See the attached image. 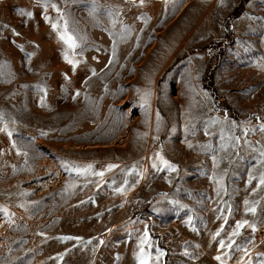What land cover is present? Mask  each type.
Returning a JSON list of instances; mask_svg holds the SVG:
<instances>
[{"label": "rangeland", "instance_id": "rangeland-1", "mask_svg": "<svg viewBox=\"0 0 264 264\" xmlns=\"http://www.w3.org/2000/svg\"><path fill=\"white\" fill-rule=\"evenodd\" d=\"M0 114V264L264 258V0H0Z\"/></svg>", "mask_w": 264, "mask_h": 264}, {"label": "snow or ice", "instance_id": "snow-or-ice-1", "mask_svg": "<svg viewBox=\"0 0 264 264\" xmlns=\"http://www.w3.org/2000/svg\"><path fill=\"white\" fill-rule=\"evenodd\" d=\"M141 3H143V0H141ZM53 7H55V5H53ZM57 11H59L58 8H57ZM27 15H31V13H27ZM45 18L48 19V17H45ZM52 27L54 29H57L59 31V33H60V40L64 44L67 45V50L65 51V55H64L65 60H67V62L69 64H71V65H73V67H75V65L79 63V61L74 58V56H75V50L79 47V44L77 42V37L74 36L72 34V32L69 30L67 21H65L62 26H59L58 23H53L52 24ZM61 28H62V30H61ZM68 51H71L73 53V57H69ZM113 55H115V52L113 53ZM109 63H111V61H109ZM92 74L93 75L96 74L95 73V70H93ZM76 94L77 95H80L79 92H77ZM0 119H3L2 114H0ZM3 130L4 131H7V126H5V128ZM260 130L261 131H264V125H261V129ZM8 135L11 136L12 133L9 131L8 132ZM189 147H191L190 144H189ZM260 155H261V157H264V150H261L260 151ZM159 162L165 168H168V169H170L172 171H175V169H176V166L173 165V164H171L168 160L164 159L163 156H160L159 157ZM261 162L264 163V160H262ZM88 167L91 168V165H89ZM108 167H109V169H111V168L116 167V165H109ZM153 167H158V166H157V164L154 163L153 164ZM72 170L73 171H77V172L80 171L79 169H76V168H73ZM158 170H163V169H158ZM96 174L99 175V176H101V177L103 176V172L96 173ZM252 179H256V177H250V179H249V183L250 184L252 182ZM258 179H259V184L260 185H264V173H262L259 176ZM117 191H123V189L120 188V189H117ZM248 203L249 202L246 200L245 201V205H248ZM0 211H3L5 214H7V209L0 208ZM246 212H253L254 213L255 212V208L254 207H252V208H247L246 207ZM244 225H248L249 227H252L253 230H255L254 229V225L249 224V221H247V220L237 221L235 228L232 230V232L229 235V242L226 245L224 240H220L219 241L220 247L221 248L228 247L229 249H231L233 247V244L235 243V240L232 239V238L240 235V229L242 227H244ZM215 235L216 236H219L220 235V232L218 231ZM147 237H148V233L145 231L144 235L139 238L140 244L138 245L139 252L137 253V259L140 261V264H147V261L145 260V257L148 255V253L145 252L144 247H143V245L147 242ZM64 239H75V238H73V237H64ZM100 243L102 244L103 241H100ZM237 250L242 251L245 256H248V254H249V250H248V248H247L246 245L238 246ZM160 255H163V253L161 252V253H159L157 255V257H156L157 260L159 259V256ZM216 259L219 260L220 257L217 256ZM239 264H243V258L241 259V261L239 262ZM249 264H251V260H249ZM260 264H264V258L261 259Z\"/></svg>", "mask_w": 264, "mask_h": 264}, {"label": "trees", "instance_id": "trees-1", "mask_svg": "<svg viewBox=\"0 0 264 264\" xmlns=\"http://www.w3.org/2000/svg\"><path fill=\"white\" fill-rule=\"evenodd\" d=\"M227 46V41H221L220 43H219V46H218V52H217V54L216 55H214L213 57H212V59H211V61H210V67H212V68H215L216 66H217V60L220 58V56L221 55H223V51H224V49H225V47ZM213 64V65H212ZM213 92V91H212ZM213 93H215V91L213 92ZM224 107L231 113V114H234L233 112H232V110L227 106V105H225L224 104Z\"/></svg>", "mask_w": 264, "mask_h": 264}, {"label": "built area", "instance_id": "built-area-1", "mask_svg": "<svg viewBox=\"0 0 264 264\" xmlns=\"http://www.w3.org/2000/svg\"><path fill=\"white\" fill-rule=\"evenodd\" d=\"M155 143H158V140H156Z\"/></svg>", "mask_w": 264, "mask_h": 264}]
</instances>
